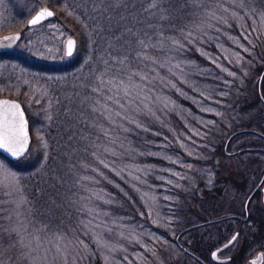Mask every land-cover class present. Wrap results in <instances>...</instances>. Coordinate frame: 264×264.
Returning a JSON list of instances; mask_svg holds the SVG:
<instances>
[{
  "label": "trees",
  "instance_id": "16d2710c",
  "mask_svg": "<svg viewBox=\"0 0 264 264\" xmlns=\"http://www.w3.org/2000/svg\"><path fill=\"white\" fill-rule=\"evenodd\" d=\"M41 3L55 9V18L75 37L77 45L72 55H65L55 62H33L37 70L61 75L57 85L61 96L51 108L54 111L44 121L47 134L45 165L40 169L38 155L21 168L33 171L35 175L29 184L32 186L30 199L53 215L56 210H63L60 203H65L66 196L83 194L88 183L111 196L110 205L115 212L141 222L145 215L139 209L144 210L145 205L127 163L135 156L138 163L147 161L160 165L172 163L171 155L175 152L183 156L189 153L183 137L192 134V130L184 123V115L189 109L198 108L194 98L210 90L209 86L214 89L211 95L217 97L216 89L220 88L215 84H222L229 76L218 61L231 64L230 59L235 60L238 49L244 50L243 46L247 45L257 61L253 64L254 70H262L264 0H0V19L22 17L28 9ZM244 51L250 56L247 50ZM11 54L13 51L1 56ZM155 68H160L162 78L156 76ZM131 72L135 74V82L130 79ZM147 75L152 89L160 86L172 91L168 102L162 107L150 106L149 110L143 106H140L141 111L132 110L133 114L140 115L137 121L118 117L130 110L124 95L125 87L128 85L142 93L145 88L137 81ZM110 80L114 85L113 119H108ZM54 91V88L50 90L51 96ZM1 94L19 99L31 119L20 95ZM52 99L56 100L55 97ZM157 114L161 116L159 120L153 117ZM253 126L264 131V120L261 124L250 123L235 129H246L242 131L248 136L245 145H255L254 138L260 140L259 135L248 131L247 128ZM110 129H113L112 135L107 132ZM214 146L218 156L226 154L222 140ZM125 151L130 154H124ZM214 161L203 162L215 164ZM213 167L217 172L213 179L190 186L192 205L189 210L194 214L200 207L210 209L221 204L227 193L225 197L230 201L237 194L232 182L234 175L228 173L230 169L222 171ZM222 179L224 181H219ZM36 206L33 208L37 214ZM194 214L185 217L183 226L195 223L188 221ZM51 220L62 221V218L53 216ZM179 227L180 222L175 228ZM155 234L169 238L157 229ZM208 235L197 233L193 240L214 243L215 237ZM181 241L187 243L182 238ZM157 245L153 251H165L161 244ZM144 256L148 261L153 259L151 253ZM171 257L164 255L160 261L171 264ZM96 264H101L100 260H96Z\"/></svg>",
  "mask_w": 264,
  "mask_h": 264
},
{
  "label": "rangeland",
  "instance_id": "374dc122",
  "mask_svg": "<svg viewBox=\"0 0 264 264\" xmlns=\"http://www.w3.org/2000/svg\"><path fill=\"white\" fill-rule=\"evenodd\" d=\"M44 5L48 4L33 6L22 17L0 19V34L14 30L23 32L21 41L11 50L13 54L4 57L1 56L2 53L0 54V93L11 92L24 99L31 114L29 121H31L32 135L31 146L24 156L26 159L13 161L0 153V166H2L0 169V264H96V260H100L101 264H140V262L152 264L153 261L162 264L160 259L164 255L182 257V251L176 244L175 238L185 227L183 226L186 222L185 217L191 214L190 186H199L201 182H209L210 178L213 179L217 173L212 170L214 165L222 171L228 168L230 169L228 173L234 175L239 167L238 164L247 163L249 160L246 159L247 155L241 159L236 154L227 152L223 156H218L219 152L214 144L222 140L225 145L232 130L235 131L240 126L250 123L261 124L264 120V103L260 99V94L264 96V75L262 85L259 86L264 63L261 71H255L253 67L257 62L254 58L255 54L253 55L249 46L241 43L250 56L244 50L238 49L235 60L230 59L231 64L218 61L224 71L227 69L229 76L222 84H215L220 88L216 89L217 97L211 95L214 89L209 86L210 90L207 89L205 93H200L194 98L198 108L189 109V113L184 115V123L192 130V134L183 137L189 153L186 152V156H183L175 152L171 155L174 160L172 163L160 165L147 161L138 163L134 160L135 156L132 162L127 163L128 172L136 178L134 181L137 182L136 186L145 205L144 210L139 209V212L145 215V219L141 222H134L129 215L115 212L110 205L111 196L96 185L90 187L88 183L83 194L75 197L70 194L66 196L65 203H60L63 210H56V214L52 215L48 209L42 210L36 206L38 205L36 200L32 202L30 199L29 191L32 190V186L29 184L35 176L33 171L21 170L27 162L35 160L38 155L40 169L45 165L47 134L44 121L47 115L54 111L51 108L61 96L57 86L61 75L37 70L33 62L39 60L55 62L67 55L66 42L72 36L55 17L38 27L28 26V19ZM21 58L26 59V62ZM154 70L156 76L162 78L160 68ZM143 77L142 81H137L138 85L145 88L142 93L137 89L132 90L133 87L128 85L125 87L124 95L127 97V106L130 110L126 115L122 114L118 117L137 121L140 115L133 114L132 110L141 111L140 106L149 110L150 106L162 107L168 102L167 98L171 96L172 91L160 86L156 90L152 89L148 75ZM131 78L132 82H135L136 77L132 72ZM109 82L112 91L108 105L110 110H108V119H113L111 110L114 85L112 80ZM235 83L237 85L234 87ZM232 86L233 90H231ZM52 88L56 91L51 96ZM54 97L55 101L52 99ZM104 103L106 107V102ZM255 115L256 119H254ZM153 117L157 120L161 118L160 114ZM107 132L112 135L113 129ZM242 133L234 135L229 140L227 151H236L246 144L248 136ZM35 138L36 145L32 148ZM123 153L130 154L126 151ZM208 159L215 160V164L203 162ZM262 159L264 160V157ZM227 195L228 193L225 196ZM225 196L221 204L215 207L210 208L209 205L210 209L207 210L200 207L195 211L196 216L189 218L188 221L196 222L198 219L215 217L243 208L245 196L238 197L236 194L231 201ZM34 204L37 207V214L34 212ZM53 216L62 218V221L52 222ZM178 222L180 227L175 228ZM159 226L164 227L165 231ZM218 226L212 224L206 232V235L209 234L208 237H215L216 243L229 238L232 234V232L218 231ZM152 229L154 231L151 232ZM156 229L165 232L169 238L155 234ZM189 237L188 231L182 239L189 241ZM157 244H161L165 251H153L154 247L159 246ZM148 253L153 255L152 261L145 258L144 255Z\"/></svg>",
  "mask_w": 264,
  "mask_h": 264
},
{
  "label": "flooded vegetation",
  "instance_id": "af4514ba",
  "mask_svg": "<svg viewBox=\"0 0 264 264\" xmlns=\"http://www.w3.org/2000/svg\"><path fill=\"white\" fill-rule=\"evenodd\" d=\"M261 85L262 80L259 83V86ZM260 97L261 102L264 103V96L260 94ZM256 118L255 115L254 119ZM247 129L259 135L260 140L252 139L255 145H243L233 152L225 148L227 153L236 154L241 159L248 156L246 159H249L247 163L238 164L239 167L235 170L232 181L236 185L238 197L241 195L246 197L242 204L243 208L215 217L198 219L188 228L181 229L175 242L183 255L182 257L171 255V264H254V262L264 264V160L262 159L264 157V131L256 126ZM215 169L212 167V170ZM219 181H224V179ZM203 212L206 211L203 210ZM191 214H194L193 211ZM212 224L219 225L218 231L232 232L231 236L217 243L193 240L197 233L205 235ZM188 231L190 237L185 244L181 238ZM233 237L235 239L229 242ZM225 244L226 246L214 257V250Z\"/></svg>",
  "mask_w": 264,
  "mask_h": 264
},
{
  "label": "snow or ice",
  "instance_id": "6c2138e0",
  "mask_svg": "<svg viewBox=\"0 0 264 264\" xmlns=\"http://www.w3.org/2000/svg\"><path fill=\"white\" fill-rule=\"evenodd\" d=\"M54 13L47 8H42L30 21L31 25H36ZM7 40L19 39L16 37H7ZM75 41L68 38L66 45V54L72 55ZM247 50V49H245ZM29 137L26 128V121L23 117V111L19 104L7 100L0 101V149L6 150L14 157H19L27 149ZM2 169V166H0ZM235 239V237H233ZM216 256V253H213ZM255 264V262H254Z\"/></svg>",
  "mask_w": 264,
  "mask_h": 264
},
{
  "label": "water",
  "instance_id": "95a60500",
  "mask_svg": "<svg viewBox=\"0 0 264 264\" xmlns=\"http://www.w3.org/2000/svg\"><path fill=\"white\" fill-rule=\"evenodd\" d=\"M42 8H47L48 10H50V11H52L53 13H54V15L52 16V17H48V18H45L44 20H42L40 23H38V24H36V25H31L30 23H29V21L42 9ZM55 14H56V11H55V9L53 8V7H51L50 5H44V6H41V7H39L33 14H32V16L28 19V26L29 27H34V26H37V25H41V24H43L44 22H47V21H49V20H51V19H53L54 17H55ZM16 36H18L19 37V39H15V40H7L6 38L7 37H16ZM22 37H23V32L21 31V30H14V31H10V32H6V33H3V34H0V54L1 53H4V52H9V51H11L20 41H21V39H22ZM72 40H74L75 41V46H74V49H73V52L75 51V49H76V45H77V42H76V39H75V37L74 36H71L70 37ZM68 41V40H67ZM66 45H67V42H66ZM72 52V53H73ZM263 75H264V70H263V72H262V75H261V77H260V81L262 80V77H263ZM3 100H7V101H10V102H12V103H16V104H19L20 105V108H21V110L23 111V117H24V120L26 121V128H27V133H28V137H29V143H28V146H27V149L25 150V152L22 154V155H20L19 157H14V156H12L10 153H8L6 150H3V149H0V153L2 154V155H4V156H6L7 158H9L10 160H13V161H16V160H19V159H21V158H23L26 154H27V152H28V150H29V148H30V146H31V143H32V135H31V131H30V123H29V119H28V117H27V114H26V111H25V108H24V106H23V104H22V102L19 100V99H17V98H13V97H9V96H0V101H3ZM243 130H245V129H240V130H237V131H234L233 133H231L230 134V136H229V138H228V141L235 135V134H237L238 132H240V131H243ZM188 228V227H187ZM186 228V229H187ZM186 229H184V230H186ZM184 230L182 231V232H184ZM181 232V233H182ZM233 240V238L229 241V242H231ZM226 246V244L225 245H223V246H221V247H218L217 249H215L214 250V253H218L223 247H225Z\"/></svg>",
  "mask_w": 264,
  "mask_h": 264
},
{
  "label": "bare ground",
  "instance_id": "6f19581e",
  "mask_svg": "<svg viewBox=\"0 0 264 264\" xmlns=\"http://www.w3.org/2000/svg\"><path fill=\"white\" fill-rule=\"evenodd\" d=\"M29 123H30V121H29ZM228 142H229V141L227 140V143L225 144V148H227L226 146H227Z\"/></svg>",
  "mask_w": 264,
  "mask_h": 264
}]
</instances>
